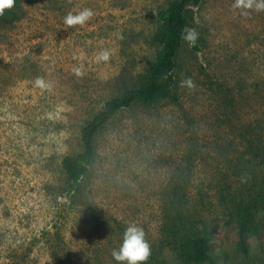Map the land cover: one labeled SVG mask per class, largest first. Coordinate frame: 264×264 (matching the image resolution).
Here are the masks:
<instances>
[{"label":"rangeland","instance_id":"obj_1","mask_svg":"<svg viewBox=\"0 0 264 264\" xmlns=\"http://www.w3.org/2000/svg\"><path fill=\"white\" fill-rule=\"evenodd\" d=\"M178 1L24 0L19 20L0 21V264H117L130 224L145 232L147 264H182L181 222L207 223L218 264H264V12L193 7L198 38L177 55V101L120 111L78 186L63 169L106 105L145 87L158 13ZM85 8L88 23L64 25ZM248 217L257 232L245 254Z\"/></svg>","mask_w":264,"mask_h":264},{"label":"trees","instance_id":"obj_2","mask_svg":"<svg viewBox=\"0 0 264 264\" xmlns=\"http://www.w3.org/2000/svg\"><path fill=\"white\" fill-rule=\"evenodd\" d=\"M24 0H16L15 6L0 16L4 24L14 23L20 19L21 5ZM203 0H180L169 8L160 10L158 20L160 29L155 40L160 46L156 62L149 72V79L145 87L127 92L123 97L110 101L92 122L82 130L84 152L66 158L63 169L69 177L73 187H76L89 174L90 167L96 156V135L122 110L137 104L155 105L163 101H177L174 88L176 85L177 55L182 47L181 33L190 29L188 14L193 7L199 6ZM179 235L185 238L179 250L182 264H218V254L214 248L216 238L211 234L207 223L199 228L196 225L186 227L184 223L178 226ZM249 217L243 222L239 233V247L248 254L247 236L257 232Z\"/></svg>","mask_w":264,"mask_h":264},{"label":"clouds","instance_id":"obj_3","mask_svg":"<svg viewBox=\"0 0 264 264\" xmlns=\"http://www.w3.org/2000/svg\"><path fill=\"white\" fill-rule=\"evenodd\" d=\"M16 0H0V16H3L7 11L15 6ZM233 7L240 9L242 15H247L248 10L254 8L257 12H264V0H234ZM94 13L91 9H83L76 14L69 13L64 18V25L68 28L75 26H83L88 23ZM198 34L195 30L184 29L181 33V39L189 42L190 46H195ZM110 52L108 50L102 51L97 61H108ZM77 75L80 74L79 69L75 70ZM188 87H193L192 81L189 79L182 82ZM35 85L40 88H49L50 84L46 83L42 78H37ZM151 256V247L145 238L144 230L135 225L130 224L124 231L123 242L119 249L113 250L112 257L117 264H147Z\"/></svg>","mask_w":264,"mask_h":264}]
</instances>
